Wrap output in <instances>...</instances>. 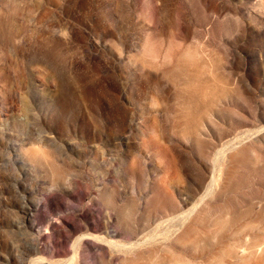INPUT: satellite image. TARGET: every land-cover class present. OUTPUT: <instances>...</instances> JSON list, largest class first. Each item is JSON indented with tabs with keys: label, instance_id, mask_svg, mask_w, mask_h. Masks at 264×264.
<instances>
[{
	"label": "rangeland",
	"instance_id": "374dc122",
	"mask_svg": "<svg viewBox=\"0 0 264 264\" xmlns=\"http://www.w3.org/2000/svg\"><path fill=\"white\" fill-rule=\"evenodd\" d=\"M0 264H264V0H0Z\"/></svg>",
	"mask_w": 264,
	"mask_h": 264
}]
</instances>
